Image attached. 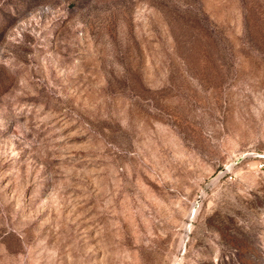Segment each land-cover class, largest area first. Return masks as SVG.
Masks as SVG:
<instances>
[{
	"label": "rangeland",
	"instance_id": "374dc122",
	"mask_svg": "<svg viewBox=\"0 0 264 264\" xmlns=\"http://www.w3.org/2000/svg\"><path fill=\"white\" fill-rule=\"evenodd\" d=\"M260 156L264 0H0V264H264Z\"/></svg>",
	"mask_w": 264,
	"mask_h": 264
},
{
	"label": "built area",
	"instance_id": "2783aa9c",
	"mask_svg": "<svg viewBox=\"0 0 264 264\" xmlns=\"http://www.w3.org/2000/svg\"><path fill=\"white\" fill-rule=\"evenodd\" d=\"M261 159L264 161V158H261ZM256 168L259 171H263L264 170V162L261 161L259 164H257Z\"/></svg>",
	"mask_w": 264,
	"mask_h": 264
},
{
	"label": "water",
	"instance_id": "95a60500",
	"mask_svg": "<svg viewBox=\"0 0 264 264\" xmlns=\"http://www.w3.org/2000/svg\"><path fill=\"white\" fill-rule=\"evenodd\" d=\"M261 158H264V156H260Z\"/></svg>",
	"mask_w": 264,
	"mask_h": 264
},
{
	"label": "bare ground",
	"instance_id": "6f19581e",
	"mask_svg": "<svg viewBox=\"0 0 264 264\" xmlns=\"http://www.w3.org/2000/svg\"><path fill=\"white\" fill-rule=\"evenodd\" d=\"M197 213H198V211H197ZM196 214V213H195Z\"/></svg>",
	"mask_w": 264,
	"mask_h": 264
}]
</instances>
